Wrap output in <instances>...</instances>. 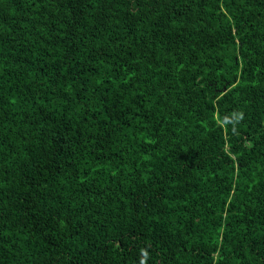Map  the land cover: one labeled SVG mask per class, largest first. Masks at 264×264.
Masks as SVG:
<instances>
[{
  "label": "trees",
  "instance_id": "16d2710c",
  "mask_svg": "<svg viewBox=\"0 0 264 264\" xmlns=\"http://www.w3.org/2000/svg\"><path fill=\"white\" fill-rule=\"evenodd\" d=\"M0 264H264V0H0Z\"/></svg>",
  "mask_w": 264,
  "mask_h": 264
}]
</instances>
